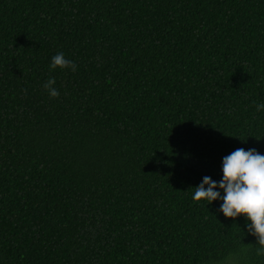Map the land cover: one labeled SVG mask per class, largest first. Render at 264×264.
I'll return each mask as SVG.
<instances>
[{
	"label": "trees",
	"instance_id": "16d2710c",
	"mask_svg": "<svg viewBox=\"0 0 264 264\" xmlns=\"http://www.w3.org/2000/svg\"><path fill=\"white\" fill-rule=\"evenodd\" d=\"M257 103L264 0H0V264H264L192 200Z\"/></svg>",
	"mask_w": 264,
	"mask_h": 264
},
{
	"label": "clouds",
	"instance_id": "9594fccd",
	"mask_svg": "<svg viewBox=\"0 0 264 264\" xmlns=\"http://www.w3.org/2000/svg\"><path fill=\"white\" fill-rule=\"evenodd\" d=\"M57 67L76 70L72 60L62 52L50 58L49 71ZM54 80L49 78L42 86L50 97L58 96ZM264 110V103L256 104V111ZM220 178L214 180L205 175L192 192L194 202L204 206L219 201L218 212L225 218L240 216L245 229L254 236L257 254H264V154L255 148H236L221 158Z\"/></svg>",
	"mask_w": 264,
	"mask_h": 264
}]
</instances>
